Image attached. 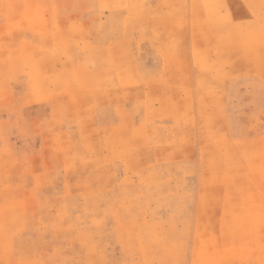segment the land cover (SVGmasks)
<instances>
[{
    "label": "rangeland",
    "instance_id": "obj_1",
    "mask_svg": "<svg viewBox=\"0 0 264 264\" xmlns=\"http://www.w3.org/2000/svg\"><path fill=\"white\" fill-rule=\"evenodd\" d=\"M0 264H264V0H0Z\"/></svg>",
    "mask_w": 264,
    "mask_h": 264
}]
</instances>
